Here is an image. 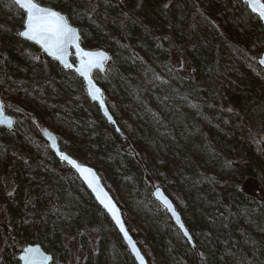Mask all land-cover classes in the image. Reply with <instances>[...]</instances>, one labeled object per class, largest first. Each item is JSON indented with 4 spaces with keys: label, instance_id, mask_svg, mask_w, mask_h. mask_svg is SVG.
I'll return each instance as SVG.
<instances>
[{
    "label": "rangeland",
    "instance_id": "obj_1",
    "mask_svg": "<svg viewBox=\"0 0 264 264\" xmlns=\"http://www.w3.org/2000/svg\"><path fill=\"white\" fill-rule=\"evenodd\" d=\"M47 1L76 23L84 48L107 52L120 49L108 37L118 31L116 9H102L105 4L101 5L99 0ZM219 1L224 6L203 8L195 16H177L167 2L168 7H164L165 0H126V9L151 31V35H146L141 26L127 20L128 43L140 56L149 58V64L164 76L163 81L153 82L154 90L147 94L144 103L132 96L127 85L143 68L138 59L126 56L120 61V72L126 80H118L117 88L98 74L97 84L107 87L115 98L106 102L110 112L133 148L139 149V157L132 158L117 148L113 127L82 96L78 83L66 80L56 63L45 60L37 49L20 39L19 10L11 1L0 0V62L8 58L11 71L7 74L11 78L0 81V92L9 91L37 104L40 113L53 118L49 130L64 132L81 157L94 161L108 173L106 189L124 206L135 229L146 233L158 264H199L193 250L199 245L208 250L204 264H242L243 225L249 222L240 213L263 214L254 205L257 191L252 187L264 173L263 161H251L242 149L243 144L237 145L228 134L234 130L227 122L230 115L225 105L211 109L206 103L207 91L196 84V80L206 77L203 69L208 63L204 27L222 31L231 27L238 36L229 34L230 43L257 51L263 47L260 33L244 28L243 18L253 25L255 20L242 11L243 6L239 7L235 0ZM170 2L171 6L176 3ZM95 6L100 13L92 15ZM237 79L240 89L256 81L246 70ZM235 96L238 97L237 93L223 90L220 101L232 103ZM259 108L264 111V102ZM195 120L202 128L196 126ZM140 148L157 160L156 167ZM219 157L235 158V165L227 166ZM206 173L221 176L229 183L214 191L215 184L206 179ZM56 177L20 146L13 133L4 130L0 138V264H19L15 260L18 257L10 253L8 238L40 245L52 256L51 264H112L107 262L108 258L105 261L99 243L106 242V234L97 231L108 228L106 221L89 216L92 207L77 199L75 193L70 200ZM245 181L249 191L237 188ZM155 187L170 192L194 247L189 246L165 211L153 201L151 192ZM258 231L264 235L262 221ZM254 240L248 245L253 253L245 250L251 255L247 264H264V247Z\"/></svg>",
    "mask_w": 264,
    "mask_h": 264
},
{
    "label": "trees",
    "instance_id": "obj_2",
    "mask_svg": "<svg viewBox=\"0 0 264 264\" xmlns=\"http://www.w3.org/2000/svg\"><path fill=\"white\" fill-rule=\"evenodd\" d=\"M5 1L7 3H10V0ZM170 1L171 0H165L164 4L167 2L170 6L169 9H171V7L172 9L175 8V14L177 16H183L186 14H194L195 16L196 13H198L199 15L200 10H203V8L204 10H212L216 8L214 6L223 5L219 0H175L176 3L171 6V4L173 3H171ZM235 1L238 5L240 4L239 7L243 6L242 11L247 14L251 20H255V24L253 25V23L245 20L244 18L242 19L245 26L244 28H248V30L253 31L255 30L260 33L263 47L262 49L257 51V49L253 48L252 46V48L246 49L248 46L244 45L240 47L239 43H230L228 40L229 34H231L235 38H237L238 36L236 34V31L231 27H224L223 31L222 29H216L214 27H204V29L202 30L207 33L205 39L206 37H208V39L206 40V56L208 63L205 64L203 69V71L206 72V77L203 81L196 80V84L200 86L201 89L207 91L208 100L206 101V103L211 107V109H216L219 107L223 108V106L225 105L224 109H226L228 111L227 113L230 115L227 122L234 130V133L230 134V131H228V134L231 135L232 138L234 137L233 139L235 140L237 145L243 144L242 149L244 148L247 156L251 159V161H263L264 163V111H260L259 108L263 105L264 102V71L261 70L256 63V58L264 51V30L259 21L247 11L246 7L241 4L239 0ZM35 2L41 6L49 7L61 12L59 8L53 7L52 4H50L47 0H35ZM99 2L101 3V5L105 4L102 6V9L114 8L118 11L116 16V18H118V31H114L112 34L109 33L108 37L112 38V40L116 41L120 46V49H112L109 50L110 52L108 51L111 56V61L106 66V71L103 74V77L107 79L111 83V85L113 84V86L116 87V83L118 82V80H126V77L123 75V73L120 72V61L126 56H131L138 59L143 63V68H141L138 73L133 75L132 78L128 81L130 85L127 83L126 84L128 85V88L130 89L133 97H135L140 102L146 103L147 94L154 90L153 82L163 81L164 76L161 71L155 70L151 66V64H149V58L146 59L144 56H140L137 51L129 45L127 37V30L129 29V27H127L126 21L129 20V23L131 21H134L135 24L141 26L140 28L146 35H151V31L145 25L139 23L137 18L126 9V0H99ZM188 3H191L193 6H187ZM2 10L9 11L8 9L4 8ZM177 10L180 12L179 14H177ZM91 11L93 13L92 15H97L98 13H100L99 8L97 9L96 6L93 7ZM242 11H240V13H242ZM17 12L21 21L18 23V25L19 27H22V12ZM69 21L72 25H76V23L74 21H71V19H69ZM202 22L204 24H208L204 20H202ZM198 28L201 29L203 27ZM244 30L242 29V31L245 33L246 30ZM245 35L241 36L242 40L246 39ZM25 44L30 45L26 42ZM122 49H125L126 52L122 53ZM38 53L42 58L48 60L40 51ZM9 66L10 61L8 58L1 59L0 81L3 80L6 82L5 79L11 78L7 75L11 72ZM242 70H246L251 75L252 79H255L256 81L253 85L249 84L247 85V88L240 89V85H237L236 81L238 80L237 78H240V76L242 75ZM217 71L219 72V74L215 75L214 72ZM119 74H121V76ZM62 75L63 77H66V80L68 81L73 80L77 82L82 96L85 97L83 85L78 78H76L69 71L62 70ZM93 77L96 82L97 80H100V77L97 73H93ZM99 86L103 89L105 101H109L111 103L110 97L112 96L110 94V90L107 87H103L102 85ZM223 90L227 92L230 91L231 93L235 92L237 93L238 97L235 96L232 99V103L224 104L223 101H220V96ZM0 97L3 104L5 105V112L15 119L14 129L10 133H13L16 141L20 144V146L24 150L30 152L34 157L39 159L40 165L42 167L47 169L51 174L55 175V177L58 176L56 177V181L66 189L70 200H73L72 193H75L77 199L92 207L90 210L91 213L88 212L89 216L90 214H92V217L96 216L97 218H99V220L101 218L104 219L103 221H106L108 228L97 229L100 234H106V242H104L103 240L99 242L100 244H102L104 259L106 258L105 261L108 258L107 262H112V264H134L125 247L121 248V240L117 232L115 231L107 217L104 215V213L94 203L90 194L77 180L73 172L69 170L64 164L58 162L53 154L48 150L46 143L43 141L40 135V131L52 124L53 118L51 117V115L40 113L37 104L33 102L28 103L9 91H1ZM90 106H92L94 109H97L96 106L92 103H90ZM16 109H19V111H17ZM119 109V111H121V107ZM125 124H130L126 118ZM195 124L199 128H202V126L196 120ZM105 126L108 127V125ZM120 131L122 135L117 136L115 134L117 140V148L121 150L122 154L128 155L129 157H139V149L137 150L133 148L131 142L128 141V138H126V136L124 135L123 128H120ZM55 134L57 136L60 149L66 152L69 156L79 161L81 164L94 168L100 175V178L106 187V181L109 176L108 173L104 169L100 168L97 164H95L94 161L85 157H81V155L77 152L75 145L71 144L70 139L66 137L64 132ZM237 140L239 141V143ZM140 151H143L145 153L142 148H140ZM146 155L149 157L151 164L156 167L157 160L153 156H150L148 154ZM220 159L222 163L227 166L235 165V158L222 157ZM143 170L147 173L146 169ZM62 175L64 178H62ZM205 176L208 181L214 182L215 186L212 185L214 191L224 189V187L229 183L228 181L222 180L220 177H213L209 173H206ZM252 187L257 191L256 203L254 205L256 209H258V211L263 210V214L259 216L257 213L253 215V213L251 212L249 215L240 213V215L244 216L249 222L248 224L243 225L244 235L242 237V242L244 244V248H242V257L240 258V262L242 264H247L250 260L251 255L245 250L247 249L249 252L252 251L251 254L253 253L252 249H248V245L251 242H255L254 238H256V240L260 242V245L262 243L261 247H264V235H262L258 231L260 222L262 221V223H264V173L258 176V181H256L255 185ZM237 188L243 189L244 191H249V186L246 185V181L243 182L242 185L240 184L239 186H237ZM166 193L172 199V201H174L172 196L169 194L170 192L166 190ZM227 202L228 201L225 199V204ZM116 203L122 210L124 221L130 234L136 240L148 263L158 264L153 257L152 251L147 242L146 233L141 230L139 231L138 229H135V227L131 224L124 206L118 201H116ZM107 229H109V231H107ZM108 233H110L111 235L108 236ZM256 235L258 237H255ZM7 243L11 249L10 253L14 257H18L22 252V249L28 245L20 243L13 238H8ZM99 248L101 249V245L99 246ZM148 249L150 251H148ZM193 250L198 257L199 264H204L208 257V250L202 245L193 248ZM222 255L223 258H226L225 254ZM15 260L18 262L16 258Z\"/></svg>",
    "mask_w": 264,
    "mask_h": 264
},
{
    "label": "snow or ice",
    "instance_id": "obj_3",
    "mask_svg": "<svg viewBox=\"0 0 264 264\" xmlns=\"http://www.w3.org/2000/svg\"><path fill=\"white\" fill-rule=\"evenodd\" d=\"M13 3L18 6L20 10H22L23 16V30L19 31L17 35L27 41H33L35 44L39 45L45 53L60 61L68 68L72 67V65L65 59L68 55V49L70 47L75 48L76 56L79 60V67H76L75 71L87 82L88 94L91 98L93 100H99L100 89L93 85L92 80L90 79V72L93 68L102 66L103 59H106L104 54L101 52L84 51L80 47V36L77 30L73 28L59 12L40 6L35 2V0H13ZM244 4L260 20H264V0H244ZM164 7L167 8L168 5L165 4ZM259 63L264 65V59H261ZM100 104L103 108L104 105L102 100L100 101ZM4 107L5 105L0 102V117H3L4 115ZM16 110L19 111V109ZM105 115H107V112H105ZM109 120H111V117H109ZM12 123L13 122L10 119L7 121L9 127H11ZM51 146L55 149L56 145L54 139H52ZM58 155L60 156L61 161H66L73 169L81 174L89 188H91L92 192L96 194V198L99 203L104 207L107 213L111 216L112 220L115 222L116 226L119 228L120 233L123 234V239L127 242L128 247L135 256V260L138 261L139 264H145L144 257L137 250L136 245L133 243L128 235V232L125 230L116 205L106 193H103V190L99 187L98 182L88 179V176L94 177L92 170L90 168L83 167L63 153H58ZM8 195L11 196L12 193L9 192ZM155 195L161 200L167 210L171 212L174 217H176V213L173 210L172 205L160 194L159 190H157ZM176 220L179 224V217H176ZM180 229L186 237L189 236V233L185 230L183 224H180ZM38 256V248L24 247L22 249V255L19 256V261L23 262V264H46L48 257H41L38 259Z\"/></svg>",
    "mask_w": 264,
    "mask_h": 264
},
{
    "label": "water",
    "instance_id": "obj_4",
    "mask_svg": "<svg viewBox=\"0 0 264 264\" xmlns=\"http://www.w3.org/2000/svg\"><path fill=\"white\" fill-rule=\"evenodd\" d=\"M12 3H13V0H10ZM243 4H244V0H240ZM14 4V3H13ZM245 5V4H244ZM41 6V5H40ZM15 7L20 10L18 8V6L15 5ZM44 7V6H42ZM49 8V7H47ZM247 10L249 11V13L254 16L258 21L259 23L261 24V26L263 27L264 29V20H260L254 13L251 12V10L246 7ZM52 9V8H50ZM54 11H57L55 9H52ZM22 12V10H20ZM59 12V11H57ZM61 15H63L65 17V19L68 21V23L70 24L69 20L67 19V17L62 14L61 12H59ZM73 28H75L80 36V41H79V44H80V47L84 50V51H88V52H101L104 54V56L106 57V59H103V62H102V66L101 67H97V68H93L90 72V79L92 80V83L93 85H95L96 88H99L100 89V97H99V100H93L91 98V96L88 94V84L87 82L84 80L83 77L79 76V74L75 71V68L76 67H79V60L77 59V56H76V50L75 48L73 47H70L68 49V55L66 56V60L69 64L72 65L71 68H68V67H65L64 64H62L60 61L54 59L53 57L49 56L47 53H45L39 45L35 44L33 41H27L25 40L24 38L20 37V39H22L24 42L28 43V44H31L33 45L35 48H37L44 56H46L49 60L55 62L62 70L64 71H70L73 73V75H75L76 78L80 79V81L82 82V85H83V88H84V92H85V96L86 98L88 99V101L90 103H93L100 116L104 119V121L110 125L111 127H113L115 133L117 134H121V131H120V128L118 127V124L116 123L113 115L111 114L105 100H104V93H103V90L102 88L96 83V81L94 80L93 78V73L96 72L98 74H104L105 71H106V66L109 64V62L111 61V56L110 54L105 51V50H102V49H97V50H88V49H85L82 45H81V34H80V31L78 28H76L75 26H73L72 24H70ZM23 30V28L21 29V31ZM73 59V61L71 60ZM261 59H264V51L259 55V57L256 59V63L258 65V67L264 71V65H261L259 63V61ZM103 101V105L104 107L102 108L101 107V104H100V101ZM0 102H2V99L0 97ZM3 103V102H2ZM4 111V110H3ZM105 112H107V115H105ZM109 117H111V120H109ZM11 120L13 123L11 125V127L8 126L7 124V121L8 120ZM14 124H15V121H14V118L7 115L4 111V115L3 117H0V129H5L7 131H12L14 129ZM40 135L43 139V141L46 143L47 145V148L48 150L53 154V156L55 157V159L64 164L69 170H71L73 172V174L75 175V177L77 178V180L83 185V187L86 189V191L90 194V196L92 197L94 203L97 205V207L104 213V215L107 217V219L109 220V222L111 223V225L113 226V228L115 229V231L117 232L118 236L120 237V240L123 244V246L125 247V249L127 250V253L128 255L131 257L132 261L134 262V264H139L138 261L135 260V256L133 255L131 249L128 247V244L127 242L123 239V234L120 233L119 231V228L116 226L115 222L112 220L111 216L107 213V211L104 209V207L99 203V201L97 200L96 198V194L92 192L91 188H89L88 184L85 182L84 178L81 176L80 173H78L75 169H73L66 161H61L60 159V156L58 155V153H63L64 155L70 157L71 159L75 160L78 164L82 165L83 167H86V168H90L92 170V172L94 173V177L93 176H88V179L89 180H94L96 182H98V185L99 187L103 190V193H106L107 196L112 200V202L116 205L117 207V210L119 212V215H120V219L122 221V223L124 224V227H125V230L128 232V235L129 237L131 238V240L133 241V243L136 245L137 247V250L140 252V254L144 257V261H145V264H149L146 257L144 256V254L142 253V250L140 249L139 245L137 244L136 240L134 239V237L130 234L126 224H125V221H124V217H123V214H122V210L121 208L118 206V204L115 202V200L113 199V197L111 196V194L108 192V190L106 189V187L104 186L101 178H100V175L98 174V172L90 167V166H87V165H84V164H81L79 161H77L76 159H74L73 157L69 156L66 152L62 151L59 147V144H58V139L56 137V134L53 133L52 131H50L49 129L47 128H44L40 131ZM52 139L55 140V149L52 148ZM85 175H88V174H85ZM157 190H159L160 194L166 198L169 203L172 205V208L173 210L175 211L176 213V217H179V224L177 223V220H176V217H174L172 215L171 212H169L167 210V208L163 205V203L161 202V200L155 195V193L157 192ZM151 197L153 199V201H155L164 211L165 213L167 214V216L171 219L172 223L174 224V226L179 230V232L182 234V236L185 238V240L188 242L189 246L190 247H194V242H193V238H192V235L190 234L189 230L187 229L183 219H182V216L181 214L178 212L174 202L170 199V197L166 194V192L164 191V189L162 187H155L152 192H151ZM180 224H183L184 225V228L185 230L188 231L189 233V236H185L184 233L181 231L180 229ZM191 241V242H189ZM26 247H34V248H38L39 249V256L37 257L38 259L41 258V257H48V260L46 261V264H51V261H52V257L45 253L44 250L39 246V245H28ZM22 255V252L21 254ZM19 255V256H20ZM18 260H19V257H18ZM20 264H23V262L19 261Z\"/></svg>",
    "mask_w": 264,
    "mask_h": 264
},
{
    "label": "flooded vegetation",
    "instance_id": "obj_5",
    "mask_svg": "<svg viewBox=\"0 0 264 264\" xmlns=\"http://www.w3.org/2000/svg\"><path fill=\"white\" fill-rule=\"evenodd\" d=\"M4 132V130H0V133L2 134Z\"/></svg>",
    "mask_w": 264,
    "mask_h": 264
},
{
    "label": "bare ground",
    "instance_id": "obj_6",
    "mask_svg": "<svg viewBox=\"0 0 264 264\" xmlns=\"http://www.w3.org/2000/svg\"><path fill=\"white\" fill-rule=\"evenodd\" d=\"M102 22V21H101ZM117 27V26H116ZM25 91V90H24ZM71 108V107H70ZM109 138V137H108ZM160 162V161H159ZM221 177V176H220ZM146 178V177H145ZM11 250V249H10ZM171 262V261H170Z\"/></svg>",
    "mask_w": 264,
    "mask_h": 264
}]
</instances>
